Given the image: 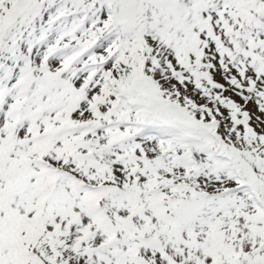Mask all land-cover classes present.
Wrapping results in <instances>:
<instances>
[{"label":"snow or ice","instance_id":"obj_1","mask_svg":"<svg viewBox=\"0 0 264 264\" xmlns=\"http://www.w3.org/2000/svg\"><path fill=\"white\" fill-rule=\"evenodd\" d=\"M0 264H264V0H0Z\"/></svg>","mask_w":264,"mask_h":264}]
</instances>
